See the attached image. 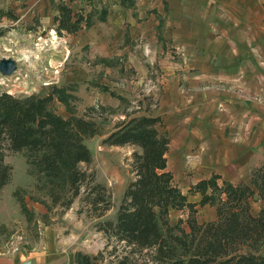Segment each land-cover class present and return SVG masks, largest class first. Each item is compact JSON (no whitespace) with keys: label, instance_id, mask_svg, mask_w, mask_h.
<instances>
[{"label":"rangeland","instance_id":"1","mask_svg":"<svg viewBox=\"0 0 264 264\" xmlns=\"http://www.w3.org/2000/svg\"><path fill=\"white\" fill-rule=\"evenodd\" d=\"M58 1L0 0V10L12 12L0 19V58L16 61L10 76L0 74V92L52 94L51 110L69 119L75 139L90 149L89 163L79 168L105 186L109 209L98 216L66 186L51 192L29 151L8 152L0 260L46 250L47 229L68 254L104 247L97 227L115 217L132 178L134 147L102 139L128 114L161 118L170 139L167 169L184 193L213 172L248 182L250 170L264 164V0H166L167 12L162 0H61L94 13V23L74 33L54 27ZM78 117L94 121L96 134L78 131ZM187 213L171 210L169 221ZM194 217L210 221L215 207L198 205Z\"/></svg>","mask_w":264,"mask_h":264},{"label":"trees","instance_id":"2","mask_svg":"<svg viewBox=\"0 0 264 264\" xmlns=\"http://www.w3.org/2000/svg\"><path fill=\"white\" fill-rule=\"evenodd\" d=\"M100 13L99 19L104 20L106 9ZM11 15V10H0V19ZM53 15L59 33L78 32L94 23V13L73 11L61 0ZM52 100V94L15 96L0 92V193L12 174V166L5 160L7 153L27 150L51 192L59 193L66 186L72 198L80 195L82 204L101 216L109 209L105 186L93 182V175L78 164L89 163L90 149L75 139L72 122L51 110ZM138 104L141 109L143 102ZM75 120L78 131L96 134L94 121ZM160 126L159 116L128 114L102 139L106 145L134 147L132 178L123 190L114 219L98 224L106 239L104 247L95 254L76 251L75 264H264V164L250 170L248 182L234 183L211 173L184 193L167 169L170 139ZM194 194L199 199L192 202L188 198ZM254 202L258 203L256 210ZM198 205L214 206L215 217L196 220ZM171 210L188 213L173 225L169 221Z\"/></svg>","mask_w":264,"mask_h":264},{"label":"crops","instance_id":"3","mask_svg":"<svg viewBox=\"0 0 264 264\" xmlns=\"http://www.w3.org/2000/svg\"><path fill=\"white\" fill-rule=\"evenodd\" d=\"M162 4H163V11L166 10L165 12H167L168 9L167 1L162 0ZM155 10L157 9L155 8ZM158 13H159L158 15L162 14L160 11H158ZM166 161H167V157H166ZM167 165H168V161H167ZM220 175L222 176V174ZM43 234H44L43 239L46 240L47 242L46 250H42V251L32 250L22 258L1 259L0 264H75L74 262L75 254L70 253L71 254L70 255L62 247H59L58 242L55 239V232L52 229L45 230Z\"/></svg>","mask_w":264,"mask_h":264},{"label":"water","instance_id":"4","mask_svg":"<svg viewBox=\"0 0 264 264\" xmlns=\"http://www.w3.org/2000/svg\"><path fill=\"white\" fill-rule=\"evenodd\" d=\"M16 70V61L10 58H0V74L10 76Z\"/></svg>","mask_w":264,"mask_h":264}]
</instances>
